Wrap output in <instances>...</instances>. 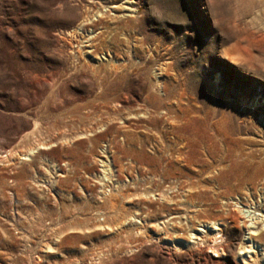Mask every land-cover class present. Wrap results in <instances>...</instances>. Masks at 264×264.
Listing matches in <instances>:
<instances>
[{
    "label": "rangeland",
    "instance_id": "1",
    "mask_svg": "<svg viewBox=\"0 0 264 264\" xmlns=\"http://www.w3.org/2000/svg\"><path fill=\"white\" fill-rule=\"evenodd\" d=\"M263 236L264 0H0V264H264Z\"/></svg>",
    "mask_w": 264,
    "mask_h": 264
},
{
    "label": "bare ground",
    "instance_id": "2",
    "mask_svg": "<svg viewBox=\"0 0 264 264\" xmlns=\"http://www.w3.org/2000/svg\"><path fill=\"white\" fill-rule=\"evenodd\" d=\"M260 223V222H259ZM257 229H258V226H257ZM219 230V229H217ZM263 240H264V236L261 237ZM222 243L223 242H218V241H215V245L213 247V250L215 253H218L219 250H222ZM250 253H253V252H250ZM216 257H219L218 255H216ZM244 263L245 264H251L246 258H244Z\"/></svg>",
    "mask_w": 264,
    "mask_h": 264
}]
</instances>
